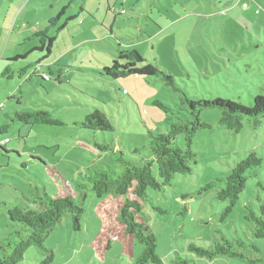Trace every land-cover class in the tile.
<instances>
[{
    "label": "rangeland",
    "instance_id": "374dc122",
    "mask_svg": "<svg viewBox=\"0 0 264 264\" xmlns=\"http://www.w3.org/2000/svg\"><path fill=\"white\" fill-rule=\"evenodd\" d=\"M88 1L90 14H79L86 0H20L23 12L15 35L11 39L0 30V129L15 110L48 111L64 124L13 125L6 134L0 132V144L9 139L5 150L0 148V245L17 231L9 208L29 205L32 190L52 198L65 195L67 186L74 190L75 182L104 167L107 154L101 146L140 164L152 156L148 133H166L187 114L180 95L156 77L107 76L104 68L118 59L119 49L137 51L171 75L193 100L222 99L251 107L256 96L264 95V0H112L116 9L126 11L117 15L106 13L107 0ZM4 4L11 0H1L0 8ZM64 8L67 16L45 37V43L55 39L45 58L46 49L35 51L43 45L34 36L44 34ZM22 24L28 29L20 31ZM18 56L28 59L9 60ZM39 58L51 81L18 76ZM7 68L15 76L11 80L2 75ZM95 111L105 114L112 131L79 125ZM221 114L215 109L202 112V122L213 130L197 134L192 172L176 175L162 192H148L151 200L144 205L143 219L157 237L163 264H174L178 255L207 264L189 246L210 248L222 239L254 244L264 254V239H257L245 221L249 208L257 211L264 203V163L249 171L247 187L227 216L228 203L218 200L219 189L205 190L250 153L264 160V124L258 130L245 124L235 134L219 125ZM175 145L184 150V136ZM154 175L158 178L157 166ZM110 200H86L80 231L72 218L62 221L44 245L54 254L51 264H137L143 246L118 239L111 230L118 225L110 218L117 212ZM48 255L31 248L20 264H41ZM212 264L248 263L220 258Z\"/></svg>",
    "mask_w": 264,
    "mask_h": 264
},
{
    "label": "trees",
    "instance_id": "16d2710c",
    "mask_svg": "<svg viewBox=\"0 0 264 264\" xmlns=\"http://www.w3.org/2000/svg\"><path fill=\"white\" fill-rule=\"evenodd\" d=\"M65 11L66 8L56 19L52 20L51 28L56 26L65 15ZM109 11L115 14L112 9ZM83 12V7H81L80 13ZM34 37L39 38L43 44L41 49H35V51L46 49L48 55L45 58H48L55 39L49 38L45 43V34H36ZM25 58L18 56L13 61ZM43 66V61L30 64L23 68L18 76L28 80L35 77L44 82L51 81L52 75L45 73ZM104 72L114 79L130 76L160 79L174 93L180 95L187 114L177 123L172 124L166 133H148L152 156L140 164L127 160L122 152H116L109 146H101L99 147L101 151L107 154L104 167L95 169L83 176L80 181L75 182L74 190L67 186L65 195L52 198L37 188L32 190V199H26L29 205L21 207L11 205L8 210L9 219L11 224L17 225V231L2 241L0 264H20L25 260V255L31 248L49 253L50 255L41 264H51L54 254L51 250L44 248L46 241L65 218H72L74 229L80 230L81 220L85 213L84 204L88 198L112 199L110 201L117 206V212L110 214V218L112 222L117 223L118 228L111 225V230L117 234L118 239L131 242L136 240L143 246V253L137 260V264H163L157 253V237L150 225L143 219L144 205L151 200L148 194L150 190L162 192L171 186L176 175H186L192 172V164L197 158L194 151L196 136L200 131L213 130L210 124L202 122V112L220 110L222 114L219 125L235 134H240L245 124L253 130H258L264 124V95L256 96L251 107L222 99L211 102L193 100L177 86L171 75L162 71L158 66L147 63L135 50L119 49L118 59L113 62L112 66L105 67ZM11 73L12 71L7 68L2 75L11 80L13 79ZM58 81L61 82V76ZM0 110L4 111L3 108ZM5 117L9 123L1 127L2 134H6L13 125L64 126L48 111L21 113L15 110L14 113H8ZM79 125L101 131H112L113 129L105 114L99 111L88 114L85 121ZM181 135L185 139L186 148L184 150L175 145L176 139ZM6 144H0V148L5 150ZM263 163L264 160L257 153L252 152L236 163L225 179L207 185L206 191L218 188V200L228 203L225 216L233 212L241 194L245 191L249 171L261 167ZM155 166L158 168V178L154 175ZM159 212L165 214L163 210ZM245 221L257 239H264V203H260L257 211L249 208ZM188 249L198 258L206 260L207 264H212L220 258L237 259L248 264H264L263 252L254 244L248 246L241 240L232 242L222 239L216 241L210 248L193 244ZM249 253L255 256L252 258ZM173 262L174 264H196L194 260L181 255H178Z\"/></svg>",
    "mask_w": 264,
    "mask_h": 264
},
{
    "label": "crops",
    "instance_id": "0c3cea01",
    "mask_svg": "<svg viewBox=\"0 0 264 264\" xmlns=\"http://www.w3.org/2000/svg\"><path fill=\"white\" fill-rule=\"evenodd\" d=\"M27 1V0H26ZM0 2H1V0H0ZM14 2V3H13ZM100 3H101V0H100ZM25 4H27V3H25ZM88 4H89V1L88 0H86V5H84V6H82L83 7V10H84V12H87V13H93L92 11H91V9L88 7ZM15 6H17V7H15ZM101 6V5H100ZM107 14L109 13V12H111V11H109V9H113V8H118L117 7V3H115L114 1L112 2V0H107ZM122 9H123V7H121ZM14 9V10H13ZM98 11H99V13H101V7L98 9ZM22 12H23V9H21V3H20V0H11V4L8 6L7 4H4L3 5V8H0V30H2V34L3 35H8V36H10V38L12 39V37L15 35V29H16V26L19 24V19H20V15H22ZM83 12V13H84ZM79 14H80V11H79ZM67 16V14H65L60 20H63L64 19V17H66ZM75 16H77V15H71L70 16V19H72V18H76ZM54 18V17H53ZM53 18H52V20H53ZM52 20H51V22H52ZM59 20V21H60ZM58 23V22H57ZM50 25H51V23H50ZM50 25L47 27V29H46V31H45V36H48V34H49V32H50V30L51 29H53L54 27H57L58 25L56 24V26H54L53 28H51L50 27ZM19 26V25H18ZM25 27V28H24ZM65 27H67L66 25H64V28ZM58 28V27H57ZM22 29L24 30V29H28V27L25 25V24H22V28H20V31H22ZM32 31L33 32H40V31H36V30H34V29H32ZM38 34V33H37ZM28 36V35H27ZM42 43V42H41ZM54 44V43H53ZM43 45V44H42ZM53 46V45H52ZM51 50H52V48H51ZM39 53H43L44 52V50L43 51H38ZM51 54V53H50ZM4 57H6V56H4ZM16 57H14V58H12V59H9V60H13V59H15ZM26 59H28V57L26 56ZM40 61H43V62H45L44 61V59L43 58H39V60L38 61H36V62H40ZM35 62V63H36ZM30 64H34V63H30ZM29 64V65H30ZM28 66V65H27ZM44 72L45 73H47L45 70H44ZM12 74V77L14 78L15 76L13 75V73H11ZM73 227H74V225H73ZM12 228H14L13 226H12ZM83 229V227H82V225L80 226V230H82ZM79 230V231H80Z\"/></svg>",
    "mask_w": 264,
    "mask_h": 264
},
{
    "label": "built area",
    "instance_id": "2783aa9c",
    "mask_svg": "<svg viewBox=\"0 0 264 264\" xmlns=\"http://www.w3.org/2000/svg\"><path fill=\"white\" fill-rule=\"evenodd\" d=\"M112 11H113L115 14H117V13H119V12H121L122 14L126 13V11H125L124 9H116V8H113ZM38 71H39V70H38ZM46 79H47V78H46ZM8 142H9V139H6V141H5L3 144L8 143Z\"/></svg>",
    "mask_w": 264,
    "mask_h": 264
}]
</instances>
